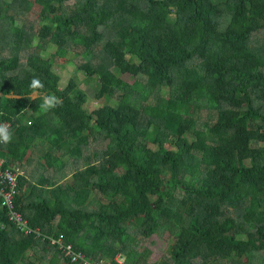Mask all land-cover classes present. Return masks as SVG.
I'll return each mask as SVG.
<instances>
[{
    "label": "trees",
    "instance_id": "1",
    "mask_svg": "<svg viewBox=\"0 0 264 264\" xmlns=\"http://www.w3.org/2000/svg\"><path fill=\"white\" fill-rule=\"evenodd\" d=\"M34 1L39 34L15 24ZM0 20L14 56L0 65V121L18 136L0 156L14 167L38 155V184L19 175L16 200L40 232L24 234L0 198V264H86L75 252L91 264L118 253L124 264L263 257L264 0H0ZM39 36L57 46L48 57ZM32 39L40 50L24 61ZM98 44L107 58L95 64ZM74 49L87 58L78 69L98 80L93 109L77 77L61 87L53 69ZM33 79L43 88L30 100ZM49 94L62 103L42 113ZM203 108L212 113L200 121ZM91 138L104 148L89 150ZM166 232L169 254L150 262L142 241Z\"/></svg>",
    "mask_w": 264,
    "mask_h": 264
},
{
    "label": "rangeland",
    "instance_id": "2",
    "mask_svg": "<svg viewBox=\"0 0 264 264\" xmlns=\"http://www.w3.org/2000/svg\"><path fill=\"white\" fill-rule=\"evenodd\" d=\"M5 1L8 4H11L12 2H14L16 0H5ZM11 8H14V7L10 6L9 14H13V11ZM40 10H41V6L34 1L32 3V5H29V9H25L24 13H19V10H18V12L16 11L18 13V16L15 19V24L17 23L16 25L19 24V25L23 26L26 30H29V31L33 30L36 34H39L42 23H43L42 18H40ZM8 24H11V27H12V22H10V19H5V25H8ZM2 25H3V23L0 20V31L2 30ZM8 36L12 37L11 31H7L5 33V38H7ZM107 36H108L107 38L112 37V35L110 33H107ZM257 37H258V39L261 40V39H263L264 35L258 34ZM25 39L29 40L27 37H25ZM39 40L41 43L47 44V50H48L47 57L55 52L57 46L55 44H53L52 42H48L47 38H43V37L39 36ZM11 45H13V44L10 43V41H9V43L3 42L2 45L0 43V58L11 56V55H7V54H13V52H11ZM8 46H9V48H6ZM37 50H40V47L38 46L37 41L35 39H32L31 44L21 54L23 56V60L28 61L29 55L33 51H37ZM43 54L46 55V52H44ZM106 58H107L106 53L103 51V44H98L94 48L92 56L90 57V59H92L93 62L96 64L97 62H101V61L106 60ZM23 60H21L20 65H23ZM86 61H87V58L82 54V50L81 49H74V50H70V52L68 53V57H64V58L56 57L54 59L53 69L56 73L60 74V76H61V79H60V86L61 87H63L66 83H68L69 79L72 76H76L78 81H79L80 87L87 92V94L90 98L89 102H87V104H86L87 107L90 109H93L95 105L101 103L100 101L95 100V92H96V89L98 87V80H97V77L95 75L90 76L87 73H85L83 70L78 69V65H81V64L85 63ZM14 72H17V70L12 69V73H14ZM121 77L129 83H134V81L136 79V77L134 75H132L131 73H127V72L122 73ZM165 95H167V94L165 93ZM211 111L212 110H208L207 108H203L199 114L200 121H203L204 119L209 118ZM88 146H89V150H94V149L101 150L104 148L103 146H105V143H103L102 141L99 143V139L91 138ZM33 155H34V159H33L34 162L31 163V165H33V167H35L34 164L37 163L38 155L36 153H34ZM41 161H42V163L45 164V159H41ZM67 162H68L67 170H68L69 176H68L66 182L70 183L71 182L70 176H71V173L75 170V165L73 164V161L71 158H69L67 160ZM82 165H83V163H82ZM24 168H26V170H27V177L32 178V181L34 183L38 184L39 172L37 170H35V168H32L31 170H29L28 166L27 167L24 166ZM55 176H57V175H55ZM57 182L59 183V180ZM174 239H175V237L173 235L169 234V232L164 233L162 236L159 234H154L151 237L146 238L142 241L140 249H143L144 247L150 248L152 250V253L150 254L149 261L150 262L157 261V260L161 259L164 255L169 254L170 244H171V242L174 241ZM43 251L45 252L44 249H43ZM29 253L31 254L32 251H29ZM82 257L86 258L85 255H82ZM87 259L88 258H86V261L88 263ZM250 259H251L250 257H245L244 264H264V255H263V257H261L260 259H257V260H255V258H253L252 260H250ZM216 263L219 264V261L216 260Z\"/></svg>",
    "mask_w": 264,
    "mask_h": 264
},
{
    "label": "built area",
    "instance_id": "3",
    "mask_svg": "<svg viewBox=\"0 0 264 264\" xmlns=\"http://www.w3.org/2000/svg\"><path fill=\"white\" fill-rule=\"evenodd\" d=\"M31 121L32 120H29V123H31ZM0 123H7L10 130L14 127L11 120L3 119ZM1 144L3 143H0V145ZM4 164L5 157L0 156V198L2 199V206L6 209L9 220L14 222L24 234L30 235L33 232H39L38 227L31 226L29 219L23 214L21 209H19V205H17L16 198L20 192L18 179L19 175H27L26 169L19 166H5ZM48 238L51 240V243H55L54 245H58L60 249L63 248V250H65L71 248V244L67 243V245H65L59 242L61 239L53 240L49 236ZM75 253L80 257L84 255L82 253ZM83 260L86 264H91L90 259H87L88 263L86 258H83ZM92 264H124V257L119 254L116 257L115 263L100 259Z\"/></svg>",
    "mask_w": 264,
    "mask_h": 264
},
{
    "label": "clouds",
    "instance_id": "4",
    "mask_svg": "<svg viewBox=\"0 0 264 264\" xmlns=\"http://www.w3.org/2000/svg\"><path fill=\"white\" fill-rule=\"evenodd\" d=\"M31 87L33 88V94L31 96H29L28 98L30 100L34 99V98H37V93H36V89H39V88H43V84L42 82L39 80V79H33L32 83H31ZM62 103V101L60 100L59 97L55 96V95H52V94H49V95H44L42 97V101L39 105V108L41 110L42 113H47L49 111H51L52 109H55L57 108L58 106H60ZM31 119V118H30ZM29 122V120H28ZM14 126V125H13ZM14 128V127H13ZM12 128V129H13ZM11 129V130H12ZM11 130L9 129V126L7 123H0V143H3V144H8V143H11L12 141V138H13V134L11 132ZM20 209V208H19ZM22 211V210H21ZM24 214V213H23ZM25 215V214H24ZM26 216V215H25ZM27 217V216H26ZM28 218V217H27ZM122 255L121 253H118L116 255V257L118 255ZM123 256V255H122ZM116 257H115V261H111L109 260L110 262H113L115 263L116 262ZM124 257V256H123ZM101 259H104V257H101ZM105 260V259H104ZM124 261H125V258H124Z\"/></svg>",
    "mask_w": 264,
    "mask_h": 264
},
{
    "label": "crops",
    "instance_id": "5",
    "mask_svg": "<svg viewBox=\"0 0 264 264\" xmlns=\"http://www.w3.org/2000/svg\"><path fill=\"white\" fill-rule=\"evenodd\" d=\"M10 39V36H8V40ZM6 48H9V46L8 47H6ZM7 55H11V56H8V57H3V58H0V65L2 66V68L3 69H6L5 68V66H4V62L5 61H9L10 59H12L14 56H12V54H7ZM7 70V69H6ZM12 140H18V136H15ZM33 153V151L30 153L29 151H28V155H27V158H25L22 162H20L19 164H16L15 166H19V167H22V168H24V166H28V169L29 170H31L32 168H34L33 167V165H29V163L31 162V160L33 161V159H31L29 156H32V157H34V153ZM30 158V159H29ZM31 164V163H30ZM14 166V167H15ZM26 169V168H25ZM27 171V170H26ZM25 176H27V175H25ZM30 178V177H29Z\"/></svg>",
    "mask_w": 264,
    "mask_h": 264
}]
</instances>
